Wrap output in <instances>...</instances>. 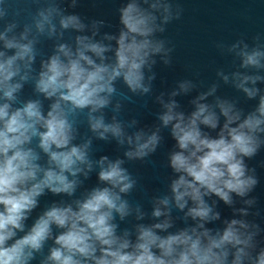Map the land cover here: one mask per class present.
<instances>
[{
  "label": "water",
  "instance_id": "95a60500",
  "mask_svg": "<svg viewBox=\"0 0 264 264\" xmlns=\"http://www.w3.org/2000/svg\"><path fill=\"white\" fill-rule=\"evenodd\" d=\"M0 264H264V0H0Z\"/></svg>",
  "mask_w": 264,
  "mask_h": 264
}]
</instances>
